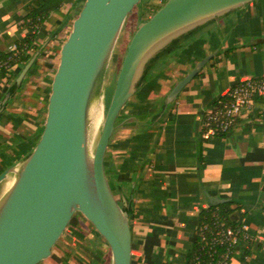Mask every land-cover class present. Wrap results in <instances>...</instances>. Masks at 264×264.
I'll return each mask as SVG.
<instances>
[{"label": "crops", "instance_id": "obj_1", "mask_svg": "<svg viewBox=\"0 0 264 264\" xmlns=\"http://www.w3.org/2000/svg\"><path fill=\"white\" fill-rule=\"evenodd\" d=\"M29 1L0 0V55L28 32L20 24ZM82 2L67 0L44 22L40 52L11 94L24 63L0 68V172L24 158L38 138L56 52ZM209 54L162 110L175 83ZM260 76L264 0L185 31L150 63L118 116L107 151L116 194L130 198L132 264H186L200 210L216 205L209 196L235 200L232 215L253 236L240 239L230 264H264V98L244 108L225 134L202 136L214 102L241 79Z\"/></svg>", "mask_w": 264, "mask_h": 264}, {"label": "water", "instance_id": "obj_2", "mask_svg": "<svg viewBox=\"0 0 264 264\" xmlns=\"http://www.w3.org/2000/svg\"><path fill=\"white\" fill-rule=\"evenodd\" d=\"M143 1L85 0L73 20L56 56L38 138L24 158L0 172V182L11 177L0 195V264L41 263L51 256L76 213L88 219L106 242L111 264H132L130 198L124 194L119 198L113 191L105 167L118 116L141 85L150 63L176 38L251 0H157L126 45L93 144L92 106L102 96L119 34ZM36 56L24 64L8 94L22 83ZM211 56L203 57L175 83L162 110ZM96 79L97 87L90 91ZM209 199L210 204L224 200L219 196Z\"/></svg>", "mask_w": 264, "mask_h": 264}, {"label": "trees", "instance_id": "obj_3", "mask_svg": "<svg viewBox=\"0 0 264 264\" xmlns=\"http://www.w3.org/2000/svg\"><path fill=\"white\" fill-rule=\"evenodd\" d=\"M66 1L67 0H30L25 5L24 19L20 25L28 27V32L22 38L17 39V52L15 50H9L0 55V68L4 71H8L9 66L25 64L32 55H38L41 49V44L37 41L40 29L50 15L54 11L59 10ZM229 98V91H227L214 102V105H218ZM226 132L227 131H220L218 135L225 134ZM109 163V157L106 153V171L112 189L117 193L115 182L111 176V165ZM234 202L235 200L233 199H224L219 204L210 205L200 210L195 230V239L185 255L186 264H206L207 262L213 263L223 259H226V262L230 264V259L235 247L230 248L218 242V237L222 235L229 226L235 229L240 228L239 235L241 238L251 239L253 237L248 231L242 228L243 223L233 217L232 213L237 207L233 206ZM96 234L98 235L97 232ZM102 243L105 246L107 245L105 241ZM227 253H229L230 256L225 258Z\"/></svg>", "mask_w": 264, "mask_h": 264}, {"label": "rangeland", "instance_id": "obj_4", "mask_svg": "<svg viewBox=\"0 0 264 264\" xmlns=\"http://www.w3.org/2000/svg\"><path fill=\"white\" fill-rule=\"evenodd\" d=\"M85 0H83L82 4ZM157 0H144L141 5L133 10L127 18L116 42L105 77L102 90L103 117L106 111V103L113 91L117 72L120 67L122 57L125 53L126 45L129 42L133 31L139 21L149 16L155 8ZM149 7V8H148ZM150 10H146V9ZM142 11H144L142 13ZM72 22L65 31L63 37L66 39L71 28ZM116 49V50H115ZM58 51L56 52V54ZM106 88V89H105ZM102 122L95 134H91L93 144L101 130ZM11 182V177L0 182V195ZM103 238L96 234L93 224L82 214L76 213L64 230L53 248L51 256L44 259L39 264H111L110 248L104 245Z\"/></svg>", "mask_w": 264, "mask_h": 264}, {"label": "built area", "instance_id": "obj_5", "mask_svg": "<svg viewBox=\"0 0 264 264\" xmlns=\"http://www.w3.org/2000/svg\"><path fill=\"white\" fill-rule=\"evenodd\" d=\"M17 42H14L10 50H17ZM11 66H9L10 68ZM8 68V69H9ZM229 99L218 105H214L206 111L202 126V136L208 139L218 135L220 131H228L236 124L244 108L249 107L256 98H264V76L246 77L234 84L229 90ZM242 228L248 231L247 224L243 223ZM240 228L227 227L225 232L218 237V242L227 247H236L240 242ZM230 256L226 254L225 258ZM206 264H228L226 259Z\"/></svg>", "mask_w": 264, "mask_h": 264}, {"label": "bare ground", "instance_id": "obj_6", "mask_svg": "<svg viewBox=\"0 0 264 264\" xmlns=\"http://www.w3.org/2000/svg\"><path fill=\"white\" fill-rule=\"evenodd\" d=\"M97 84H98V79H96L93 82L90 91L95 90V88L97 87ZM102 121H103V102H102V96H101L98 99V101H96L92 106L91 116H90V135L95 134V132L97 131Z\"/></svg>", "mask_w": 264, "mask_h": 264}]
</instances>
